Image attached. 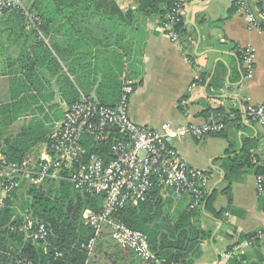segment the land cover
Returning <instances> with one entry per match:
<instances>
[{"label":"crops","instance_id":"crops-1","mask_svg":"<svg viewBox=\"0 0 264 264\" xmlns=\"http://www.w3.org/2000/svg\"><path fill=\"white\" fill-rule=\"evenodd\" d=\"M33 1L20 0L25 10ZM110 1L125 11L135 8L138 0ZM181 2L183 40L172 41L158 18L141 21L138 28L123 33L121 41L132 51L119 76L121 84L114 104L118 102L123 81L130 80L135 89L129 101V115L137 124L150 128H158L164 122L174 126L201 124L210 112L222 113L224 130L208 134L200 141L195 138L172 141L190 167L211 173L207 196H212V201L207 203L208 198L205 199L201 208L203 217L199 219L200 227L210 231V235L200 241L191 257L193 264H264V241L233 249L245 235L264 230V206L256 191L257 175L264 178V128L243 116L248 104L264 105V0H249L250 11L257 21L255 26L238 10L236 0ZM10 17L0 19V80L5 78L8 83L7 98L0 103L10 98L9 75L19 65L20 51L30 52V60L38 66L41 63L32 56L34 47L23 41L30 34L29 29H17L16 16ZM99 33L93 31L94 36ZM38 35L66 71L50 44L52 39ZM245 47L252 49L255 59L250 78L246 77L241 56ZM44 65L47 61H42L41 67ZM48 87L53 94L52 104L56 105L48 112L53 118V112L59 108L62 115L67 104L62 101L54 79ZM78 91L80 97L92 96L99 101L93 92L86 95ZM55 93L61 101H55ZM42 115L43 119L37 123L49 126L55 121L44 120ZM216 193H220L217 200ZM167 202L171 203L168 207ZM180 203L175 204L165 196L163 214L168 212L176 217L183 209L178 206Z\"/></svg>","mask_w":264,"mask_h":264},{"label":"trees","instance_id":"trees-1","mask_svg":"<svg viewBox=\"0 0 264 264\" xmlns=\"http://www.w3.org/2000/svg\"><path fill=\"white\" fill-rule=\"evenodd\" d=\"M179 1L138 0L135 8L121 11L110 0H34L27 10L28 16L19 8L6 10L0 19H12L10 14H13L17 29H29L30 34L23 41L34 47L32 56L41 63L38 66L30 60V52L20 51L19 65L10 71V98L0 103V152L9 160H21L45 138L46 134L38 133L37 125L12 134L11 125L21 117L40 113L44 114V120L59 119V108L53 112V118L47 114V109L56 106L52 104L53 94L48 87L53 79L67 105L80 99L78 90L86 95L93 92L100 103L114 105L121 84L119 76L132 51L121 41L123 33L135 30L146 19L158 18L162 24ZM173 28L183 40V16ZM94 30H99V35L94 36ZM40 33L52 39L50 44L66 71L38 37ZM42 61H47V65L41 67ZM21 187L25 188L24 192L13 191L0 209V264H17L23 259L33 264H86L90 256L79 245L92 232L83 223L82 213L87 208L97 211L101 197L75 192L65 181ZM22 194L25 197L17 204ZM207 198L208 203L212 196ZM162 208L160 199L149 200L124 206L118 216L127 226L147 234L150 248L162 264H193L191 255L200 241L210 235V231L199 225L203 212L183 206L176 217H171L168 212L164 215ZM17 210L27 211L46 223L49 231L46 241H32L18 230L22 219ZM104 237L106 234L100 236L96 247ZM58 252L60 255L56 256ZM131 255L129 264H140Z\"/></svg>","mask_w":264,"mask_h":264},{"label":"built area","instance_id":"built-area-1","mask_svg":"<svg viewBox=\"0 0 264 264\" xmlns=\"http://www.w3.org/2000/svg\"><path fill=\"white\" fill-rule=\"evenodd\" d=\"M236 5L248 23L255 26L257 21L250 11L249 0H236ZM12 8H19L28 16L20 0H0V16ZM182 16L180 0L161 24L174 42L180 41V34L173 25L180 22ZM241 56L246 77L250 78L254 70V53L250 47H245ZM134 89L132 81L124 80L114 105H105L92 96L82 95L65 106L61 117L50 125L45 138L34 146L36 152L31 149L21 160H9L0 152V209L13 191L22 189L21 185L48 186L65 181L75 192L101 197L97 211L87 208L82 213L83 223L92 232L79 245L90 256L86 264H94L95 247L103 234L119 248L130 251L140 264H162L150 248L147 234L122 222L119 211L129 204L162 201L165 196L175 204L183 203L187 210H197L202 208L207 196L211 173L190 167L172 141L174 138L201 140L208 134L224 130L222 113L210 112L201 124L174 126L164 122L158 128H150L135 123L129 115V101ZM243 116L264 128V105L248 104ZM256 191L264 206V178L261 175L256 177ZM17 213L22 219L18 230L26 238L46 241L49 231L45 222L27 211L17 210ZM260 241H264V230L250 234L233 249L247 248ZM17 264L33 263L23 259Z\"/></svg>","mask_w":264,"mask_h":264},{"label":"rangeland","instance_id":"rangeland-1","mask_svg":"<svg viewBox=\"0 0 264 264\" xmlns=\"http://www.w3.org/2000/svg\"><path fill=\"white\" fill-rule=\"evenodd\" d=\"M6 79L0 80V94L2 98H0V101H4L7 98V87ZM55 101H61L60 97L57 93H55ZM48 112H51L49 109H47V114H50ZM43 115L42 114H36V115H28V116H23L20 119H18L16 122H14L11 127H10V132L12 134H15L17 132H20L23 129H27L29 125H35L37 124V127L39 128V134H46L48 132V125L47 124H42V123H37V120H42ZM45 123V121H44ZM29 131V130H25ZM200 141V140H199ZM34 152H36V147L32 148ZM25 188L22 187L20 192H24ZM220 193H216L214 198L215 200L218 199ZM22 197H25L24 194L21 195V197L17 198L16 203L19 204ZM212 201V199H211ZM167 207L171 205V203L167 202ZM181 208L184 206L182 203L178 204ZM178 212V211H177ZM203 216H201L202 218ZM205 223V221H203ZM132 255L128 250L121 249L115 243L109 240V238L104 237L102 241L99 242V244L96 247L95 250V257L94 261L95 264H129L131 261Z\"/></svg>","mask_w":264,"mask_h":264},{"label":"water","instance_id":"water-1","mask_svg":"<svg viewBox=\"0 0 264 264\" xmlns=\"http://www.w3.org/2000/svg\"><path fill=\"white\" fill-rule=\"evenodd\" d=\"M206 202V201H205ZM205 204V203H204Z\"/></svg>","mask_w":264,"mask_h":264}]
</instances>
